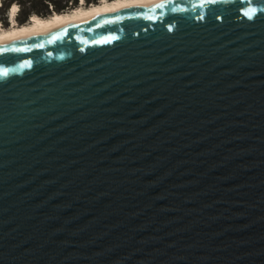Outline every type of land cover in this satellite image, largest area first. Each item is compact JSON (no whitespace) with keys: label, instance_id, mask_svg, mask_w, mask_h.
<instances>
[{"label":"water","instance_id":"water-1","mask_svg":"<svg viewBox=\"0 0 264 264\" xmlns=\"http://www.w3.org/2000/svg\"><path fill=\"white\" fill-rule=\"evenodd\" d=\"M177 2L0 42V264H264V0Z\"/></svg>","mask_w":264,"mask_h":264},{"label":"bare ground","instance_id":"bare-ground-1","mask_svg":"<svg viewBox=\"0 0 264 264\" xmlns=\"http://www.w3.org/2000/svg\"><path fill=\"white\" fill-rule=\"evenodd\" d=\"M148 1L151 0H99L98 2L89 4L85 0H78L75 6L61 12L53 10L48 16H40L32 13L29 15L28 21L22 24L18 23L16 19L19 10L18 5L13 4L8 9V25L4 26L0 21V42L45 32L90 16Z\"/></svg>","mask_w":264,"mask_h":264},{"label":"snow or ice","instance_id":"snow-or-ice-1","mask_svg":"<svg viewBox=\"0 0 264 264\" xmlns=\"http://www.w3.org/2000/svg\"><path fill=\"white\" fill-rule=\"evenodd\" d=\"M217 2V0H194L193 4H192V9L194 11H196L197 9H203L204 5L205 4H215ZM168 3H178L177 0H160V3H157L155 6L157 8L159 7H163V6H166ZM250 3L252 4H256V3H253V0H250ZM172 12H176V11H187L186 8L184 9H178L176 7H173L170 9ZM250 11H252L253 13H256L257 12V8L253 7L251 9H249ZM199 18L200 19H204L205 18V12L203 11H199V14H198ZM248 19H253L254 16H248L247 17ZM95 19V17L93 18ZM120 17L117 16L116 17V20H119ZM147 19H149L150 21L152 20V17L151 16H148ZM115 20H105L104 23H114ZM100 26V25H98ZM169 30L171 31L172 28L170 27ZM67 34V29L65 28L64 29V35ZM58 39H61V35L60 34H57L55 36L52 37V40L49 41V43L55 41V40H58ZM116 39H119V37L115 34H111V35H108V36H105L102 40L103 43H111L112 41L116 40ZM101 41H93V43H100ZM45 45L43 43H39V44H34L32 47H38V48H43ZM25 51H30V48H28L27 46L25 47H9L8 45H0V54L4 53V52H25ZM49 55H51V53H49ZM32 65V62L31 60H25L23 61V63L19 64L18 67L20 69H24L26 66L27 67H31ZM9 75V69L6 68V67H0V78H5Z\"/></svg>","mask_w":264,"mask_h":264},{"label":"rangeland","instance_id":"rangeland-1","mask_svg":"<svg viewBox=\"0 0 264 264\" xmlns=\"http://www.w3.org/2000/svg\"><path fill=\"white\" fill-rule=\"evenodd\" d=\"M39 1L40 0L37 1L36 6H38V8L42 9V5H40ZM1 2H2V6L0 7V21L2 22V24L4 26L8 25V20H9L8 19V9L10 6H12L13 4L18 5L19 10H18V15L16 17L18 23H20V20H21L22 16L25 14V12L30 11V9L32 7L30 0H2ZM92 3H94V2H92ZM73 6H75V5H71L69 8H71ZM52 7H53V5L50 4V5H48V9H49L48 11H44L42 9L41 12H39V13L34 12V13H36L40 16H48L54 10V9H52ZM69 8H67V9H69ZM67 9H65V10H67ZM27 21L28 20H26L25 22H27Z\"/></svg>","mask_w":264,"mask_h":264},{"label":"trees","instance_id":"trees-1","mask_svg":"<svg viewBox=\"0 0 264 264\" xmlns=\"http://www.w3.org/2000/svg\"><path fill=\"white\" fill-rule=\"evenodd\" d=\"M38 0H30V3L32 5L30 11L25 12V14L22 16L20 20V24L24 23L28 16L34 12L39 13L43 9L44 11H48V5H53L52 9H54L57 12L64 11L65 9L69 8L71 5H76L78 3V0H40L39 3L42 5V9L38 8L36 6ZM87 3L96 2V0H85Z\"/></svg>","mask_w":264,"mask_h":264}]
</instances>
